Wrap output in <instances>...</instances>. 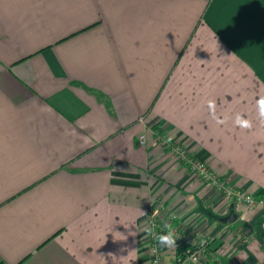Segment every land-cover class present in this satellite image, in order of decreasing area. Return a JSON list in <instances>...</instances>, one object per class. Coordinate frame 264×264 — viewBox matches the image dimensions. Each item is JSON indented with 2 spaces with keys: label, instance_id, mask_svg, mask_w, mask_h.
Masks as SVG:
<instances>
[{
  "label": "crops",
  "instance_id": "crops-1",
  "mask_svg": "<svg viewBox=\"0 0 264 264\" xmlns=\"http://www.w3.org/2000/svg\"><path fill=\"white\" fill-rule=\"evenodd\" d=\"M262 94L264 0H0V263L149 264L153 205L210 236L198 264H264V206L158 135L264 197Z\"/></svg>",
  "mask_w": 264,
  "mask_h": 264
},
{
  "label": "built area",
  "instance_id": "built-area-1",
  "mask_svg": "<svg viewBox=\"0 0 264 264\" xmlns=\"http://www.w3.org/2000/svg\"><path fill=\"white\" fill-rule=\"evenodd\" d=\"M156 132L158 133V131ZM158 135L163 144L184 165L188 166L192 173L216 187L222 194L234 197L236 200L244 203L247 208H253L258 205L264 206L263 196H256L255 194L233 187L226 178L214 173L204 161L192 155L185 146L167 140L161 133ZM146 136L145 132L140 134L139 142L141 144L146 143ZM164 207L163 204L159 205V209H164ZM176 220H178V214L175 211H169L168 220H163L158 215L156 208L153 205L150 207L148 211V228L155 225V232L161 233L165 230V224H171L178 239L176 242L177 253L171 258H167L164 248L159 247L154 236L147 232L146 243L148 244L149 264H191L189 257L193 255L197 256L198 263H200L202 258L207 254L210 246L209 235L184 228ZM248 238L249 235L243 233V240H247ZM201 241H205V243L202 244ZM153 249H156V251H153Z\"/></svg>",
  "mask_w": 264,
  "mask_h": 264
},
{
  "label": "clouds",
  "instance_id": "clouds-1",
  "mask_svg": "<svg viewBox=\"0 0 264 264\" xmlns=\"http://www.w3.org/2000/svg\"><path fill=\"white\" fill-rule=\"evenodd\" d=\"M209 112L213 116L214 119H217V123H224V120H221L216 117V104L214 100H209L207 103ZM256 110H257V119L261 125H264V94L260 95L259 98L256 100ZM235 126L239 127L240 129H251L253 127V122L250 119L245 118L240 113H237L234 120ZM155 225L150 228H146L145 231L148 232L150 235L154 236L157 244L161 248H176V242L178 237L175 234V231L171 224L164 225V231L161 233L155 232ZM121 235V234H120ZM122 239L125 240L126 237L121 235ZM201 243H205V241H201ZM156 251V249H153ZM111 255V253H109ZM191 264H198L197 256L193 255L189 257Z\"/></svg>",
  "mask_w": 264,
  "mask_h": 264
},
{
  "label": "water",
  "instance_id": "water-1",
  "mask_svg": "<svg viewBox=\"0 0 264 264\" xmlns=\"http://www.w3.org/2000/svg\"><path fill=\"white\" fill-rule=\"evenodd\" d=\"M235 219H236V214L234 212H230V214L222 218L223 221H234Z\"/></svg>",
  "mask_w": 264,
  "mask_h": 264
},
{
  "label": "rangeland",
  "instance_id": "rangeland-1",
  "mask_svg": "<svg viewBox=\"0 0 264 264\" xmlns=\"http://www.w3.org/2000/svg\"><path fill=\"white\" fill-rule=\"evenodd\" d=\"M185 228V227H184ZM194 231V230H193ZM210 237V236H209ZM210 241H211V239H210Z\"/></svg>",
  "mask_w": 264,
  "mask_h": 264
}]
</instances>
